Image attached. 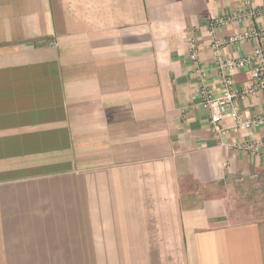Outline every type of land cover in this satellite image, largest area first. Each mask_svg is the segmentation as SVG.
<instances>
[{"label": "crops", "instance_id": "obj_1", "mask_svg": "<svg viewBox=\"0 0 264 264\" xmlns=\"http://www.w3.org/2000/svg\"><path fill=\"white\" fill-rule=\"evenodd\" d=\"M249 3L0 0V264H264V216L241 215L264 152L239 148L264 121L211 130L189 58L218 87L210 23L229 18L221 57L250 54ZM239 106L264 116V90Z\"/></svg>", "mask_w": 264, "mask_h": 264}, {"label": "built area", "instance_id": "obj_2", "mask_svg": "<svg viewBox=\"0 0 264 264\" xmlns=\"http://www.w3.org/2000/svg\"><path fill=\"white\" fill-rule=\"evenodd\" d=\"M244 2L250 5V0H244ZM245 12L249 17H253L260 13L253 9ZM245 12L242 13L245 14ZM243 15H237L234 19L236 21H242L244 19ZM228 21L229 18L218 19L210 23L209 28L211 34L209 46L212 49L214 62L216 63L218 87L214 88L207 84L208 73L197 57L194 41L190 40L191 52L189 53V58L196 67L193 78L197 83L196 90L199 102L209 114L208 117L211 130L217 133L222 132L220 124L225 117L233 119L237 127L247 130L252 129L255 125L264 121V116H259L255 119L243 117L239 106V101L247 93H256L260 90H264V27L255 28L252 26L249 30L244 31L235 38L237 41L246 39L256 41V46L250 54L238 58H223L221 57V48L223 47L224 40L215 35V33L220 26L227 24ZM244 68H248L251 78L254 80V88L259 89L258 91L251 92L250 88L239 92L235 87L232 71ZM239 148L243 151L253 153L259 151L264 152L262 150L264 148V139L241 144Z\"/></svg>", "mask_w": 264, "mask_h": 264}, {"label": "rangeland", "instance_id": "obj_3", "mask_svg": "<svg viewBox=\"0 0 264 264\" xmlns=\"http://www.w3.org/2000/svg\"><path fill=\"white\" fill-rule=\"evenodd\" d=\"M254 85L255 84H253V86L251 87V92H256V91H258L259 89H255L254 88ZM259 92H261V90L259 91ZM262 199H264V197L263 198H260L259 199V201L261 202L260 204H262V203H264V200H262ZM258 199H256V201H257ZM251 201V200H250ZM252 202V201H251ZM251 205H253V203H250ZM258 204V203H257ZM260 204H259V206H257L258 208H259V210H257V212H255V213H241V215L243 216V217H245V216H264V209L260 206ZM243 206L244 205H242V207H241V209H243ZM250 206V205H249Z\"/></svg>", "mask_w": 264, "mask_h": 264}]
</instances>
